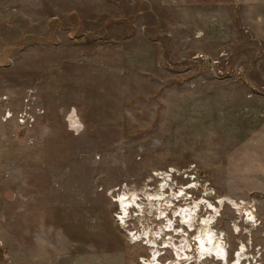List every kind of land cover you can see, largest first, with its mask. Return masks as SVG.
<instances>
[{
    "label": "rangeland",
    "instance_id": "374dc122",
    "mask_svg": "<svg viewBox=\"0 0 264 264\" xmlns=\"http://www.w3.org/2000/svg\"><path fill=\"white\" fill-rule=\"evenodd\" d=\"M152 262L264 264V0H0V264Z\"/></svg>",
    "mask_w": 264,
    "mask_h": 264
},
{
    "label": "bare ground",
    "instance_id": "6f19581e",
    "mask_svg": "<svg viewBox=\"0 0 264 264\" xmlns=\"http://www.w3.org/2000/svg\"><path fill=\"white\" fill-rule=\"evenodd\" d=\"M156 196H157V194L154 193V195L152 197L156 198ZM194 205H196V204H194ZM196 211L197 210L194 206L193 207L191 206L189 208L185 207V208L177 210L174 215H176V216L178 215L181 218L182 223H185L184 225L187 226V228L189 227V229H192L194 227V226L192 227V225L195 221L194 215L196 214ZM199 225L200 226L195 230V233H193V235L191 237V239H193V242L195 244V248H196L198 255L203 256V257L204 256H215L219 260H221V259L224 260L222 262H226L227 254L224 250V247L221 245L219 240L215 237L213 232L210 230L211 227H210L209 221L207 219L200 220ZM177 233H179V232H176V234ZM183 246L182 247L179 246V248L175 249L177 252V255L184 253V251H186V249H188V248H184ZM173 248H176V246ZM242 253H243V248L240 247L237 250V252L235 253L236 254L235 257H237V259H238ZM149 264H156V263L152 262Z\"/></svg>",
    "mask_w": 264,
    "mask_h": 264
},
{
    "label": "built area",
    "instance_id": "2783aa9c",
    "mask_svg": "<svg viewBox=\"0 0 264 264\" xmlns=\"http://www.w3.org/2000/svg\"><path fill=\"white\" fill-rule=\"evenodd\" d=\"M4 97H6V96H4ZM10 115H11V113L8 110L5 113L4 118L6 119V117H9ZM32 120H33V116L29 112H27V111L20 112L18 114V116H17V121H18L19 125H21V126H25V127L26 126H29L32 123Z\"/></svg>",
    "mask_w": 264,
    "mask_h": 264
}]
</instances>
